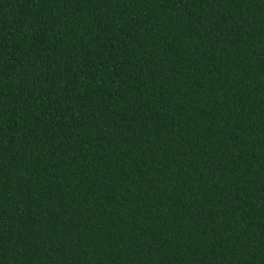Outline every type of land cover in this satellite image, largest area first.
I'll list each match as a JSON object with an SVG mask.
<instances>
[{
	"label": "trees",
	"instance_id": "trees-1",
	"mask_svg": "<svg viewBox=\"0 0 264 264\" xmlns=\"http://www.w3.org/2000/svg\"><path fill=\"white\" fill-rule=\"evenodd\" d=\"M0 264H264V0H0Z\"/></svg>",
	"mask_w": 264,
	"mask_h": 264
}]
</instances>
